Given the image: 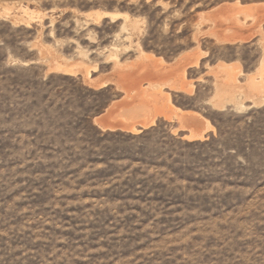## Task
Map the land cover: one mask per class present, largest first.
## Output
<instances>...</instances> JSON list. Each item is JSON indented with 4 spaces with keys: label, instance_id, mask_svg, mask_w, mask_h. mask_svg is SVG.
I'll return each mask as SVG.
<instances>
[{
    "label": "rangeland",
    "instance_id": "1",
    "mask_svg": "<svg viewBox=\"0 0 264 264\" xmlns=\"http://www.w3.org/2000/svg\"><path fill=\"white\" fill-rule=\"evenodd\" d=\"M262 8L264 0H0V264H264ZM218 87L230 94L219 99ZM169 101L197 114L180 121ZM132 122L140 131L121 127ZM152 127L174 143L166 161L175 169L149 172L166 185L164 200L153 209L107 202L105 186L93 185L112 146L106 132ZM191 131L203 138L188 139ZM143 159L134 163L140 180Z\"/></svg>",
    "mask_w": 264,
    "mask_h": 264
},
{
    "label": "trees",
    "instance_id": "2",
    "mask_svg": "<svg viewBox=\"0 0 264 264\" xmlns=\"http://www.w3.org/2000/svg\"><path fill=\"white\" fill-rule=\"evenodd\" d=\"M154 127L144 130L140 134H124L123 132H106L105 136H112L106 139L112 146H106L108 159L105 160V167L98 170L94 180L95 186L103 185V199L111 204L119 203L120 207H141L148 202V209L152 208V202L163 201V193L166 185L156 177L157 173L150 174L152 169L174 168V164L166 161L167 156L171 157L174 150L173 140L166 137L156 138L151 134ZM116 156H124L125 164L116 163ZM138 156L148 165V179H137V174L143 170V166L135 167L134 163ZM159 170L161 174L163 172ZM126 174L125 179L121 175ZM147 207V206H145Z\"/></svg>",
    "mask_w": 264,
    "mask_h": 264
},
{
    "label": "bare ground",
    "instance_id": "3",
    "mask_svg": "<svg viewBox=\"0 0 264 264\" xmlns=\"http://www.w3.org/2000/svg\"><path fill=\"white\" fill-rule=\"evenodd\" d=\"M262 9H264V8H262ZM261 9V10H262ZM260 10V11H261ZM101 18L102 17H104V16H109V17H111V19L112 20H116L117 18H119V17H124L125 19H128V15H126V14H123V13H115V12H102V13H99L98 14ZM238 21V20H237ZM238 23V22H237ZM239 25H240V23H238ZM127 26V25H126ZM237 26V25H236ZM247 35V34H246ZM245 36V35H244ZM241 37H243V35H241ZM246 37V36H245ZM116 48V47H115ZM115 55V54H114ZM147 55H146V53L143 51V50H141V57H146ZM160 60H162V61H164V59L162 58V57H160L159 58ZM118 60V59H117ZM57 66H60V65H57ZM230 65L229 64H227V63H221V65L218 67L219 69L220 68H222V71H224V72H227L226 73V76H227V78H226V80H225V82H227L228 83V81H235V80H237V78H236V73H234V72H232L231 71V68L229 67ZM62 67V66H61ZM64 67H66V66H64ZM55 68V67H54ZM54 68H52V70L54 69ZM57 68V67H56ZM59 68V67H58ZM69 69V68H68ZM68 69H65L64 68V72H69L70 70H68ZM56 70H58V69H56ZM62 70V69H61ZM181 72H182V75H181V73L180 74H178L179 75V78H181V76H184V73H185V70H186V66H181V68L179 69ZM58 71H60V70H58ZM62 71V72H63ZM217 71H218V69H217ZM221 71V70H220ZM219 71V72H220ZM261 74H260V76L262 77V73L264 74V67L261 69ZM70 73V72H69ZM177 73H179V72H177ZM222 73V72H221ZM215 74H216V72H215ZM217 75H218V73H217ZM260 77V78H261ZM263 77H264V75H263ZM262 77V78H263ZM182 79V78H181ZM218 80V79H217ZM219 80H221V79H219ZM223 79H222V84H223V81H224ZM252 80V79H251ZM250 80V81H251ZM253 80H255L254 78H253ZM97 81H99V80H97ZM261 81H262V79H261ZM225 82H224V84H225ZM252 82V81H251ZM230 83V82H229ZM232 83V82H231ZM230 83V85H233V84H235L236 83V81L235 82H233V84H231ZM95 84V83H94ZM99 84V83H98ZM107 84V81L106 82H101L100 83V85L99 86H105ZM163 84H168L169 86H171V87H173V88H175V89H178V90H186L187 88H186V86L184 85V82H183V80H178V81H176L175 80V82H172L171 83V80H168V81H166V82H163ZM163 84H160V86H162ZM240 84V83H239ZM259 84H261V82L259 83ZM96 85V84H95ZM226 85V84H225ZM230 85H229V87H230ZM257 85H258V83H257ZM97 86V85H96ZM98 86V87H99ZM191 86V85H190ZM224 86V85H223ZM238 86V85H237ZM253 84H252V88H253ZM261 87H259V88H256L257 86H255L254 88H256V91L259 93H261V91H263L264 92V80L262 81V84L260 85ZM226 87V86H225ZM225 87H223L224 89H225ZM192 88V87H191ZM228 88V87H227ZM154 89V88H153ZM224 89H222V88H220V87H218V93H217V96H218V98L219 99H221V98H223V97H226L227 95H229L228 94V92L226 91V90H224ZM231 89V88H230ZM155 90V89H154ZM248 91V90H247ZM126 92V91H125ZM127 93V92H126ZM238 93V92H237ZM166 94H168L169 95V93H166ZM233 94H234V92H233ZM233 94H232V96L230 97V99L231 100H233V99H235V98H233ZM242 94V93H241ZM258 97V96H257ZM170 99V98H169ZM217 100V99H216ZM243 100V99H242ZM245 100V99H244ZM252 100V99H251ZM230 101V100H229ZM257 102V101H256ZM231 103V102H230ZM259 103V102H258ZM226 104V103H225ZM166 105L167 106H171V108H174V112H175V115L177 116V118H179L180 119V121H186V120H188V119H190L192 116H193V114H197V113H192L191 111H185V110H183L182 108H180V107H177V106H175L173 103H171L170 101L168 102V103H166ZM219 105V104H218ZM241 105H243V104H241ZM257 105V104H256ZM221 107V106H220ZM223 109V108H222ZM170 111H172V110H170ZM174 115V116H175ZM169 116H170V114H169ZM168 115H167V117H169ZM171 117V116H170ZM155 118L156 117H153V118H151V120H148V118H146V121L145 122H140L141 124H142V126L144 127H149L150 125H152V124H154L155 123ZM193 118V117H192ZM191 118V119H192ZM124 119V118H123ZM125 121H126V119H125ZM98 122V121H97ZM107 122L108 121H105V123L104 122H98V124H99V126L103 129V130H106V129H115L117 126H114V125H110V124H107ZM134 122V121H133ZM132 122V123H133ZM125 123V122H124ZM123 123V124H124ZM123 124H121V127L122 128H131V130H132V132L133 131H140V129H138L137 127H136V125H135V123H133L132 124V126L131 127H128V126H126V125H123ZM127 124H128V122H127ZM131 125V124H130ZM210 126L211 127H214L212 124H210ZM201 131V130H200ZM203 132H204V130H202ZM192 133H191V136L189 137H187L188 139L190 138V139H198V138H203V135L200 133L199 134V132L198 133H194L193 131H191ZM202 132V133H203Z\"/></svg>",
    "mask_w": 264,
    "mask_h": 264
},
{
    "label": "water",
    "instance_id": "4",
    "mask_svg": "<svg viewBox=\"0 0 264 264\" xmlns=\"http://www.w3.org/2000/svg\"><path fill=\"white\" fill-rule=\"evenodd\" d=\"M102 122H104V121H102ZM105 123V122H104Z\"/></svg>",
    "mask_w": 264,
    "mask_h": 264
}]
</instances>
